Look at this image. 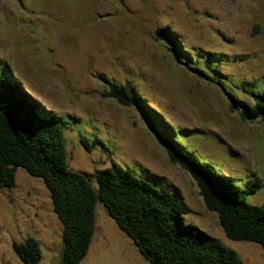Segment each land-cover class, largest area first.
Returning a JSON list of instances; mask_svg holds the SVG:
<instances>
[{
	"label": "rangeland",
	"instance_id": "374dc122",
	"mask_svg": "<svg viewBox=\"0 0 264 264\" xmlns=\"http://www.w3.org/2000/svg\"><path fill=\"white\" fill-rule=\"evenodd\" d=\"M0 73L62 117L68 163L95 188V172L130 169L183 200L186 223L244 264H264L259 244L226 235L162 139L169 133L241 190L259 183L246 198L264 205V122L231 109L232 97L254 105L253 92L264 94V0H0ZM127 82L142 109L103 95ZM62 231L43 178L18 167L16 184L0 190V264H25L13 243L29 237L42 249L38 264H59ZM79 264L149 262L98 200Z\"/></svg>",
	"mask_w": 264,
	"mask_h": 264
},
{
	"label": "trees",
	"instance_id": "16d2710c",
	"mask_svg": "<svg viewBox=\"0 0 264 264\" xmlns=\"http://www.w3.org/2000/svg\"><path fill=\"white\" fill-rule=\"evenodd\" d=\"M214 61L208 58L209 64ZM103 95L126 106L136 103L142 109L139 103L143 99L129 82L111 83ZM253 97L254 105L232 97L231 109L240 108L243 118L264 122V94L253 92ZM64 130L62 117L0 73V190L16 184L18 167L43 178L63 223L64 248L59 264H79L88 254L98 200L149 264H244L236 250L184 221L183 215L191 208L183 200L130 169L114 166L95 172V188L90 179L93 175L70 167ZM162 139L170 161L192 176L206 207L218 214L226 235L255 242L264 249V205L251 204L246 198L260 184L241 190L190 158L169 133ZM13 250L25 264H38L43 257L33 237L14 242Z\"/></svg>",
	"mask_w": 264,
	"mask_h": 264
}]
</instances>
